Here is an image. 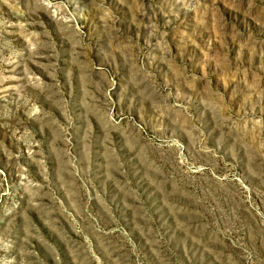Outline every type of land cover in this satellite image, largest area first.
Returning <instances> with one entry per match:
<instances>
[{
	"label": "rangeland",
	"instance_id": "obj_1",
	"mask_svg": "<svg viewBox=\"0 0 264 264\" xmlns=\"http://www.w3.org/2000/svg\"><path fill=\"white\" fill-rule=\"evenodd\" d=\"M0 264H264V0H0Z\"/></svg>",
	"mask_w": 264,
	"mask_h": 264
}]
</instances>
